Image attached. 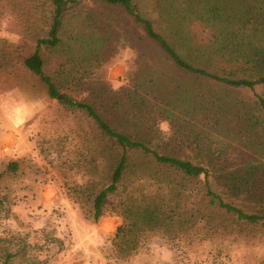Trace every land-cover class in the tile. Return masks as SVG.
I'll return each instance as SVG.
<instances>
[{
    "label": "rangeland",
    "instance_id": "374dc122",
    "mask_svg": "<svg viewBox=\"0 0 264 264\" xmlns=\"http://www.w3.org/2000/svg\"><path fill=\"white\" fill-rule=\"evenodd\" d=\"M203 1L224 2L227 11L251 10L249 27L258 31L247 29L243 44L264 48V0L138 3L183 56L203 65L219 61L197 58V48L212 46L216 32L193 14ZM52 17V0H0V171L10 161L19 163L16 173L0 179V264L6 253H17L11 264H264L263 225L238 222L208 205L204 178L183 179L138 153L131 155V168L106 200L103 215L94 220V198L110 183L119 151L101 141L83 111L50 98L25 67L38 39L48 35ZM60 35L63 44L42 53L45 72L63 92L93 102L107 117L115 113L116 127L144 133L161 152L192 156L196 139L228 141L227 160L240 170L238 188L215 179L212 186L246 212L264 213V127L238 122L225 108L247 101L251 91L183 77L123 9L83 2L67 13ZM88 35H96L95 44L83 47L84 55L78 49ZM174 35L196 38L180 43ZM151 77L156 83L149 89ZM134 81L145 83L143 106L122 100ZM184 84L199 106L194 115L169 119L161 110L166 86ZM256 92L264 95V86ZM217 103L218 127L210 113ZM248 164L258 167L252 175ZM224 191H238L239 197ZM146 207L155 222L144 221Z\"/></svg>",
    "mask_w": 264,
    "mask_h": 264
},
{
    "label": "trees",
    "instance_id": "16d2710c",
    "mask_svg": "<svg viewBox=\"0 0 264 264\" xmlns=\"http://www.w3.org/2000/svg\"><path fill=\"white\" fill-rule=\"evenodd\" d=\"M83 2H92L106 5L112 9H123L133 21L140 25L143 29L146 38L151 44L155 45L159 51L165 56L171 65L183 77L191 76L196 81H209L214 85L225 87L231 91L248 90L252 92V96L247 101H241L235 106L230 102L225 105L226 110H230L234 119L238 122H246L249 127L260 128L264 127V95L256 92V88L264 86V48L250 46L246 47L243 42L246 40L244 32L248 29L257 33V27H249L252 22V11L247 9L246 13L239 10H229L224 6V2L217 4L212 1H203L199 3L194 13L200 23H205L209 29H215L214 35H211L210 41L212 46L205 49L197 48V58L204 60H219L216 63H205L203 65L194 64L189 58L183 56L175 42L170 40L167 35L162 34L155 26L154 22L143 16L138 0H52L53 17L49 33L46 37L40 38L37 41L35 51L25 58L24 65L34 75H36L45 85L50 98L56 99L63 106L83 111L84 114L93 122L101 141L105 145H109L112 149L119 151L118 162L112 172L110 183L105 186L95 196L93 201L94 220L97 221L102 215L104 205L108 197L116 193L119 183L122 181L127 170L131 168L133 159L131 155L138 153L145 159H150L156 167L179 173L183 179L198 181L204 178V195L207 204L214 207L217 211L235 215L238 222H246L251 225L264 226V213L246 212L243 208L236 204L226 201L224 196L217 193L213 188L211 179L225 181L224 184L228 188L237 187L241 175L238 169L233 168L227 160V151L230 145L228 141L220 138H214V141L206 139L204 142H199L196 139L195 155L175 156L170 153L161 152L157 147H153L144 133H136L116 127L115 113L111 117L104 115L93 102L81 100L72 97L63 92L60 86L55 82L52 76L45 72V61L43 58V48L53 49L63 44L60 32L63 28L65 17L68 12L75 9ZM230 12V13H229ZM240 25L236 28V24ZM256 24V23H254ZM180 37V43L193 40L195 35H174ZM96 35H88L82 40L78 52L83 50V47L90 49L95 44ZM99 43V41H98ZM94 47L91 48L93 50ZM98 50V49H94ZM85 55V52L82 51ZM209 53V54H206ZM241 59L242 62H229L226 60ZM138 82V81H136ZM151 85L147 88H152L156 79L151 77ZM90 88L94 86V82L90 83ZM141 83L132 84L129 90H124L122 100H127L130 103H137L140 106L147 102L146 86ZM156 86V84H154ZM168 95L165 99V105L161 109L165 111L169 119L180 115H194L199 101L195 99V95L191 88L185 84L179 87L171 88L166 86ZM200 99V98H199ZM118 106V104H116ZM221 105H215L213 113V121L216 127L219 126L218 116ZM132 111V110H131ZM118 114V113H117ZM132 115V113H127ZM121 118V116L118 114ZM212 121L211 119L209 120ZM226 159H222V156ZM264 163V162H263ZM230 164V165H229ZM232 167V168H231ZM231 168V170H230ZM239 168V167H236ZM249 174L256 172V165L248 164ZM19 169L18 161H10L7 163L4 171H0V179L7 173H16ZM230 192L233 197H239L238 191ZM159 208H154L157 211ZM146 215L143 216L147 223L155 222L153 211L149 207L143 210ZM143 212V213H144ZM142 214V213H141ZM1 240V238H0ZM17 253H6L3 264H11L12 258Z\"/></svg>",
    "mask_w": 264,
    "mask_h": 264
}]
</instances>
